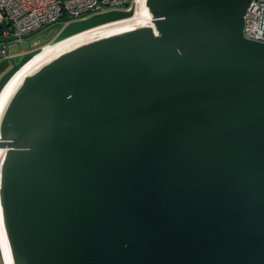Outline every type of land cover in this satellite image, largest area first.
Returning a JSON list of instances; mask_svg holds the SVG:
<instances>
[{"label": "water", "instance_id": "1", "mask_svg": "<svg viewBox=\"0 0 264 264\" xmlns=\"http://www.w3.org/2000/svg\"><path fill=\"white\" fill-rule=\"evenodd\" d=\"M250 2L145 0L153 27L22 79L0 116L12 264H264V42L243 34ZM132 14L55 26L49 43ZM40 51L0 63V92Z\"/></svg>", "mask_w": 264, "mask_h": 264}, {"label": "built area", "instance_id": "2", "mask_svg": "<svg viewBox=\"0 0 264 264\" xmlns=\"http://www.w3.org/2000/svg\"><path fill=\"white\" fill-rule=\"evenodd\" d=\"M262 5L264 0H251L246 9L243 34L247 39L264 42V29L261 27L259 14V8ZM143 6H145V0H0V38L14 36L17 41H21L24 36L49 29L54 25L59 27V31L68 22L82 20L93 14L110 10H132V16L124 19L128 20ZM135 22V20H129L128 24L131 28L153 27V18L148 12L143 17V24H135ZM6 44H0V63L11 59ZM48 44L50 43H45L39 48L42 49ZM1 260L4 264L2 254Z\"/></svg>", "mask_w": 264, "mask_h": 264}, {"label": "bare ground", "instance_id": "3", "mask_svg": "<svg viewBox=\"0 0 264 264\" xmlns=\"http://www.w3.org/2000/svg\"><path fill=\"white\" fill-rule=\"evenodd\" d=\"M147 9L145 6L136 12V14L128 20H121L112 24H107L104 26L96 27L91 30L70 36L66 39H63L55 44H48L45 45L39 53H37L34 57H32L27 63H25L18 71L14 73V75L7 81L0 92V116L10 99L13 92L21 83L22 79L27 75L33 72L42 64L46 63L47 61L51 60L52 58L56 57L57 55L69 50L75 46L83 44L85 42H89L91 40L104 37L113 33H118L121 31H125L131 29L130 24H128L129 20H135V24H143V17L146 14ZM148 14H150L148 12ZM113 27H109L112 26ZM109 28V29H104ZM4 152V149L0 148V158ZM0 249L2 254V259L4 264H12L8 246L2 226V219H1V211H0Z\"/></svg>", "mask_w": 264, "mask_h": 264}, {"label": "rangeland", "instance_id": "4", "mask_svg": "<svg viewBox=\"0 0 264 264\" xmlns=\"http://www.w3.org/2000/svg\"><path fill=\"white\" fill-rule=\"evenodd\" d=\"M52 26L49 29L40 30L32 35H29L23 38L21 41H12L6 44L7 50L9 52L10 58L17 63L23 54L30 49H34L38 46H41L45 43L50 42L51 38L49 37V32Z\"/></svg>", "mask_w": 264, "mask_h": 264}, {"label": "flooded vegetation", "instance_id": "5", "mask_svg": "<svg viewBox=\"0 0 264 264\" xmlns=\"http://www.w3.org/2000/svg\"><path fill=\"white\" fill-rule=\"evenodd\" d=\"M47 29V28H46ZM44 30V29H43ZM32 35V34H31ZM40 46H38V47H36V48H34V49H30V50H27L26 52H28V51H31V50H35V49H37V48H39Z\"/></svg>", "mask_w": 264, "mask_h": 264}, {"label": "crops", "instance_id": "6", "mask_svg": "<svg viewBox=\"0 0 264 264\" xmlns=\"http://www.w3.org/2000/svg\"><path fill=\"white\" fill-rule=\"evenodd\" d=\"M0 264H2V260H1V249H0Z\"/></svg>", "mask_w": 264, "mask_h": 264}]
</instances>
